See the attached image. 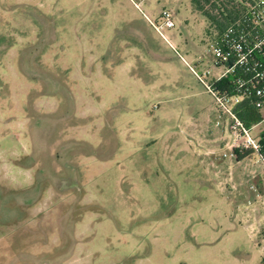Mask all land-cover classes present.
I'll use <instances>...</instances> for the list:
<instances>
[{
	"label": "rangeland",
	"instance_id": "obj_1",
	"mask_svg": "<svg viewBox=\"0 0 264 264\" xmlns=\"http://www.w3.org/2000/svg\"><path fill=\"white\" fill-rule=\"evenodd\" d=\"M207 28L189 0H0V264H264L260 165L221 156L185 65Z\"/></svg>",
	"mask_w": 264,
	"mask_h": 264
},
{
	"label": "built area",
	"instance_id": "obj_2",
	"mask_svg": "<svg viewBox=\"0 0 264 264\" xmlns=\"http://www.w3.org/2000/svg\"><path fill=\"white\" fill-rule=\"evenodd\" d=\"M159 16V23L152 26L163 37L161 30L172 28L173 21L165 9ZM195 60L202 67L200 73L194 65H186L213 102L214 125L221 124L226 133L221 156L236 158L235 150L240 148L252 151L260 165L256 176L264 194V0H245L220 33L210 36ZM211 67L217 71L212 73ZM242 108L251 109L255 116L248 125L237 116ZM233 133L240 142L229 140Z\"/></svg>",
	"mask_w": 264,
	"mask_h": 264
},
{
	"label": "trees",
	"instance_id": "obj_3",
	"mask_svg": "<svg viewBox=\"0 0 264 264\" xmlns=\"http://www.w3.org/2000/svg\"><path fill=\"white\" fill-rule=\"evenodd\" d=\"M245 0H189L193 8L200 13L207 22V32L215 36L237 15L240 9L244 7ZM237 116L248 125L254 120L253 111L249 108H242L237 111ZM236 160H239L249 151L239 154L237 150Z\"/></svg>",
	"mask_w": 264,
	"mask_h": 264
},
{
	"label": "crops",
	"instance_id": "obj_4",
	"mask_svg": "<svg viewBox=\"0 0 264 264\" xmlns=\"http://www.w3.org/2000/svg\"><path fill=\"white\" fill-rule=\"evenodd\" d=\"M186 63H189V62L185 61V65H186ZM192 65H194V67H195V66H201V65H199V63L196 62V60H193ZM186 66H187V65H186ZM201 68H202V67H201Z\"/></svg>",
	"mask_w": 264,
	"mask_h": 264
}]
</instances>
